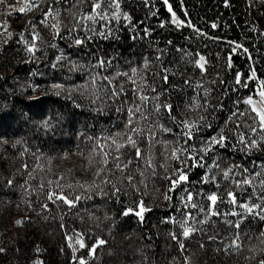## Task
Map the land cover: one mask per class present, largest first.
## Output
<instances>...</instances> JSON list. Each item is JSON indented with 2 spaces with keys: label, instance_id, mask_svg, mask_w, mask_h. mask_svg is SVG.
Here are the masks:
<instances>
[{
  "label": "trees",
  "instance_id": "obj_1",
  "mask_svg": "<svg viewBox=\"0 0 264 264\" xmlns=\"http://www.w3.org/2000/svg\"><path fill=\"white\" fill-rule=\"evenodd\" d=\"M59 2L61 35H73L76 29L83 28L79 14L91 12L92 2ZM169 3L180 18L191 21L200 33L189 27L176 30L169 23L160 27L162 22L171 18L163 0H122L121 9L132 17L131 24L137 29L136 33L128 22L121 20L117 25L113 21L109 27L119 29L116 33L118 39L102 38L98 34L99 29L92 39H88L92 33L81 32L78 37L85 40L83 45L69 43L64 38L50 43L56 47L50 45L47 48L44 47L47 43H43L40 47L42 51L38 49L35 53L38 59L31 60L29 54L16 43V33L0 48V248L5 249L0 252V264H36L37 261H42V264H76L67 237H77L81 232L85 234L86 243L94 242L91 237L106 241L104 245L97 246L94 256L88 255L87 249L76 255L78 258L83 256L87 264H185V257L188 258L187 264H258L264 259V235H261L264 222L251 217L241 225V231L246 235H242L239 249L232 245L234 229L223 223V216L211 217L206 224L197 225L204 231H197L187 239L181 237L185 248L179 249L176 241L169 236L170 231H179L178 226L164 221L170 216L179 218L180 212L171 205L185 212L189 208L180 204L182 193L179 191L169 193L173 197L171 201L163 199V194L168 191V181L161 167L164 156L160 143H154L153 147L155 176L146 167L143 157L138 163L130 165L125 173L134 177L132 184L140 187L139 192L131 186L125 187L128 182L123 180L117 184L122 188L117 200L109 191L111 186L101 184L105 176L114 181L120 179V173L112 168L111 160L108 167L112 168L114 175H110L107 168L99 176L96 175L97 169L104 166L100 163L101 157L91 151L94 141L87 138L123 131L127 118L126 111L117 113L118 105L105 95L107 88L112 87L107 85V81L97 78L95 87L92 85L91 73L102 71L91 67L96 63V57H115L113 67L104 73L114 75L117 68L128 71L129 61L133 66L141 67L144 58L155 60L156 56H160L164 67L178 73L169 74V82L183 88L174 91L170 98L178 120L196 117L201 110L186 108L185 105H193L195 101L192 98L197 94L203 97V89L207 87L212 89L211 103L214 105L222 99L226 106L224 111H217L219 118L214 127L224 126L228 109L233 108V101L238 96L251 93L235 83V72L249 73L251 65L256 68L257 76L264 79V0H183V5L180 0H169ZM77 21L81 25L69 32ZM144 28L153 31L145 35ZM133 35L137 36L135 40ZM168 40L172 41L171 45L166 43ZM230 42L248 48V53L240 47L233 53L231 48L236 45ZM56 48L68 51L72 48V51H66L68 59L83 67L69 71L72 65L66 61L53 69L51 65L56 59L51 56ZM157 49L165 51L161 53ZM197 52L204 55L207 61L203 72L187 62L190 57L185 53L195 55ZM230 55L233 63L228 68L226 60ZM186 79L187 84L184 83ZM213 80L217 83H211ZM220 80L224 83H219ZM157 83H160L158 78ZM245 83L253 90L257 86L256 81L245 79ZM53 84L64 86L61 95L55 94ZM125 87L130 88V85L125 84ZM225 91L228 92L227 97L223 96ZM98 108L103 110L98 112ZM148 108L151 109V104ZM211 112L210 108L209 118ZM49 119L53 127L44 129L42 121ZM247 119V116L241 118L239 131L251 135L243 125ZM162 122L173 127L174 132L180 131L166 117ZM248 123L252 121L248 120ZM144 126L147 128V125ZM227 129H235V125L230 123ZM226 134L235 138L236 132L226 130ZM165 139L174 140L175 136L157 130L155 141ZM146 145L147 141H142L144 156L147 155ZM108 150L112 156L116 155L114 146ZM221 153V168L243 163L251 169L254 166L250 161L259 164L264 160V153L261 152L246 155L229 148L222 149ZM90 155L91 163L88 159ZM137 168L144 171L143 176ZM206 171L194 169L190 174L193 182L190 187L199 188L196 181ZM10 179L12 183L9 185ZM142 180L143 184L140 183ZM49 181L52 183L49 184ZM220 182L219 194L226 198L224 187L231 182L224 181L222 177ZM57 184L70 197L86 192V187H81V184L100 185L109 194L102 196L93 189L90 198H81L69 208L59 200L53 202L47 199L48 192L60 191ZM70 184L71 188L68 187ZM236 191L239 196V189ZM250 192L251 189L244 195ZM140 198L149 209L144 213L142 223L134 214H121L122 208ZM44 204L48 207H42ZM219 210L221 213L228 212L230 206L226 202L219 203ZM192 213L198 219L203 218L202 213L195 210ZM22 218L24 223L18 225L16 221ZM229 219L234 220L235 217L230 216ZM212 235L217 239L208 240V236ZM202 242L204 247H201Z\"/></svg>",
  "mask_w": 264,
  "mask_h": 264
},
{
  "label": "snow or ice",
  "instance_id": "obj_2",
  "mask_svg": "<svg viewBox=\"0 0 264 264\" xmlns=\"http://www.w3.org/2000/svg\"><path fill=\"white\" fill-rule=\"evenodd\" d=\"M6 0H0V3H5ZM42 0H23V5L19 7V12L26 13L39 9ZM83 2V0H78ZM164 5L167 6V11L171 13L170 21L162 22L159 26L164 27L165 23H169L174 29L181 30L184 27L193 28L196 33H200V29L195 28L191 21H186L180 18L175 11H173L172 5L169 0H163ZM183 5V0H180ZM10 8L15 6L9 5ZM59 11L53 13V9L49 7L47 11L43 12L45 19H42L40 23L46 24L47 19L51 18L54 22L50 25L54 29L55 35H61V21L59 20ZM75 15V14H74ZM155 15V13H153ZM185 15L187 12L185 11ZM81 20L84 22L86 31L92 33L88 39H92L97 34V30L88 26L87 22L95 24L97 22H106L104 27L107 31H100L98 34L104 39L108 38H119L116 33L119 31L116 27H109L113 21L117 25L120 24L121 20L128 22V26L131 30L136 33L137 29L131 24L132 17L129 13L123 12L120 5V0H93L91 5L90 13H82ZM32 31V40L29 41L23 34H20V41L24 44V51L29 54V59H38L35 53L38 50L36 40L39 38V34L35 31V24L29 21ZM80 26V21H77L73 25L69 32ZM0 27L6 28V22L0 23ZM212 27H216L213 23ZM153 29L144 28L143 32L145 35H150ZM12 32H7V37L3 43L7 42V39L12 37ZM203 35H207L204 33ZM75 45H83L85 40L79 37H69ZM137 36L133 35L132 39H136ZM215 39V38H213ZM167 44L171 45L172 41L168 40ZM236 45V42H230ZM51 47H56L51 45ZM243 48L244 53H248V48L243 45H236L231 48V51L235 53L237 48ZM178 51L182 50L177 48ZM157 51L163 53L165 49H157ZM95 55V54H94ZM190 59L187 61L193 65L194 68H198L201 72L205 71V64L207 63L204 55L199 52L195 55L191 53H185ZM56 62L52 63L53 69L58 66H62V61H68L72 65L69 71H74L82 68V65H78L77 62L71 61L61 51L59 56H56ZM115 57H96V63L91 65L93 69H99L102 71H95L91 73L90 79L92 85L95 87L97 78L101 81H107V85L112 87L107 88L105 95L108 99H111L114 104H117L116 112L121 113L126 111L127 118L124 122V130L118 131L114 135L102 137H88L90 141H94L91 147L93 153L98 154L101 157L100 163L104 166L98 168L96 175L99 176L105 169H108L110 175H114L112 168L120 173V179L112 180L109 176H105L101 180V184L110 185V192L119 200V194L122 191L121 187L117 184L123 180L128 182L125 187H133L135 192L140 191L138 185H133L132 181L134 177L131 174L125 175L129 166L134 162L138 163L139 159L144 158V162L147 168L151 169V174L155 176L156 164L154 163L153 147L154 143H160L162 145V155L164 161L161 167L164 168L165 179L168 181V191L163 194L165 201H171L172 195L169 193H175L177 191L183 193L180 197V204L184 208L197 209L199 213L203 214L202 219H198L193 215L192 211H181L176 205H171L180 212L179 218L167 217L164 222H171L174 227L178 226L179 231H170L169 236L172 240H175L179 249L183 250L185 244L181 237L184 239L190 238L193 233L197 231H204L202 227L197 225H204L211 217L223 216V223L234 229V239L232 245L239 249L241 247V237L246 233L241 231L242 223L248 219H258L264 222V160L257 164L256 161H250L254 166L249 168L243 163H233L226 168H221L220 160L222 158V149H233L244 152L246 155H251L254 152L264 153V79L257 76V70L255 67L249 66V73H241L239 71L234 73L235 83L241 88H247L251 95H245L244 97H237L233 101V108L228 109V115L225 117L224 126L216 125L214 122L219 118L216 113L217 111H224L226 106L223 100L220 99L216 104L211 103V91L212 89L205 87L203 89V97L197 96L192 99L195 101L193 105H185L186 108H195L198 111L195 118L185 117L179 119L174 113V105L171 103V95L176 90H183L182 85L173 84L169 82V74L178 75V73L171 72L170 69L164 67L163 61L160 56H156L155 60H149L148 58L143 59L142 67L133 66L132 63L128 62V71L117 70L114 75H105L110 68L113 67V60ZM183 59V57H182ZM249 59L251 56L249 55ZM232 57L228 56L226 60V66L232 67ZM149 73L151 75L149 76ZM219 75V74H217ZM123 78L119 79L118 78ZM243 77V78H242ZM157 78L160 83H157ZM245 79L248 81H256L257 87L255 90L249 88V85L245 83ZM139 80V83H138ZM185 84L188 83L186 79ZM211 83H217L216 80ZM219 83H224L220 80ZM125 84H129L130 88L125 87ZM166 85V87H165ZM52 88L55 89L57 96L61 95L64 86L61 84H53ZM159 88V90H158ZM167 97V99H161V97ZM223 96L227 97L228 92H223ZM69 98L71 93L69 92ZM241 103L244 105L243 110L241 109ZM151 104V109L148 105ZM80 107V105H76ZM212 109L211 118H209V109ZM102 108L96 109V111H102ZM247 116V120L243 121L244 127L248 129L251 135L239 131L241 127V118ZM167 118L172 125H175L180 129L179 132H174L173 127L167 126L162 122V119ZM51 119V118H50ZM49 120L42 121L41 126L44 129L50 130L53 125ZM251 120L252 123H248ZM234 124L235 129H227L228 124ZM144 125H147L145 128ZM157 130L163 133H172L175 136L174 140H161L155 141ZM227 131H235V138L226 134ZM147 141V155L144 156L142 151V141ZM110 141V143H109ZM114 146L115 156L108 150ZM89 163L92 161V156H89ZM112 164V168H109V164ZM26 167V165H25ZM207 169L206 172L201 173L199 179L196 181L200 185L199 188L190 187L193 182L190 179V174L194 169ZM257 168L259 170H257ZM140 172V175H144V171L139 168L136 169ZM224 181H230L231 183L224 187L226 192V198L222 197L219 193L221 190L220 178ZM258 182V186H257ZM12 180L8 181L10 185ZM52 181H49L51 184ZM79 183V182H77ZM141 184L144 183L142 180ZM86 187V192L82 194L70 197L67 195L63 188L57 184L60 191H50L47 193V199L55 202L59 200L69 208L73 207L81 198H90V194L93 189L98 190L100 195H108V192L104 191L100 185H80ZM43 187V185L41 186ZM69 188L72 185H68ZM147 185H145V188ZM237 189H239V196L237 195ZM251 192L245 196L244 193ZM194 196H199L200 199H194ZM227 203L230 206V210L225 213H221L219 210V203ZM42 207L47 208L48 205L44 204ZM149 209L146 207L144 200H133L132 204L122 208L121 214L123 216H129L134 214L138 217L139 222L144 221V213ZM235 217V219H229V217ZM18 225L24 223V219L17 220ZM63 227V225H61ZM264 235V232H261ZM69 241L73 237H68ZM94 242L89 244L86 243L85 234L79 233L76 237V243L81 249H87V254L94 256L96 248L99 245H104L106 241L100 237H91ZM151 239V237H149ZM217 236H208V240H215ZM69 247H72L69 244ZM201 247H204L203 242ZM5 249L0 248V252ZM73 256L72 259H79V264H87L83 256L76 257V248H72ZM188 258L185 257V264H187ZM36 264H42V261H37ZM258 264H264V259L259 260Z\"/></svg>",
  "mask_w": 264,
  "mask_h": 264
},
{
  "label": "rangeland",
  "instance_id": "obj_3",
  "mask_svg": "<svg viewBox=\"0 0 264 264\" xmlns=\"http://www.w3.org/2000/svg\"><path fill=\"white\" fill-rule=\"evenodd\" d=\"M60 0H42V2L40 3L39 9H36L34 11H29L26 13H21L19 12V7L23 5V0H6L5 3H0V23L6 22V28L5 27H0V48L5 44L3 43V41L6 39L7 37V32H12V34L16 33L17 35V42L19 46H21L20 48L24 49V44L22 41H20V34L23 32L24 36L31 41L32 40V27L31 25H29V21H32V24H35V31L39 34V38L36 40V43L38 45V49L39 51H42L40 49V47H42V44L44 43V45H46L45 43H47V46L44 47H49L51 44L50 43H55L57 40H61V39H65L66 41H68L69 43H73L74 42L69 38L71 37H78L80 35L81 32L83 33H87L86 29L84 28L83 24L81 25L80 30L74 31V34L72 35H60V36H56L54 29H52L50 27V25L54 22L51 18L47 19V23L46 24H42L40 23V21L42 19H45V17L43 16V12L47 11V9L49 7H51L53 9V13H55L58 10L59 7V2ZM91 2H93V0H90ZM122 0H120L121 2ZM9 5L11 6H15V8H10L8 7ZM167 7V6H166ZM85 13H90V12H85ZM82 13H80L79 15L81 16ZM81 19V18H80ZM106 22H97L95 24H92L90 21L87 22L88 26L97 30L99 29L100 31H103L105 29H107L106 27H104V24ZM109 26V25H108ZM66 37V38H65ZM9 39H7L8 41ZM74 47V45H71ZM61 51L64 52V54L68 57V54H66V51L68 50H63L61 48H56L55 50L52 51V58H56V56H59ZM69 51H72V48H69ZM68 51V52H69ZM24 52V50H23ZM67 52V53H68ZM42 55L44 53H41ZM42 58V57H40ZM43 59V58H42ZM66 61H62L61 63H65ZM142 67V66H141ZM118 70L115 69V72ZM119 71H123L122 69H119ZM118 79H122L118 78ZM139 83V81H138ZM257 87V86H256ZM255 87V88H256ZM253 94V92H251L249 95ZM183 195V193H182ZM194 199L199 200L200 197L199 196H194ZM189 210H195L196 212H198L197 209H191L189 207ZM68 237H73V239L71 241H69ZM67 237V242H68V246L69 244L72 245V247H69L72 256H73V251L72 248L75 247L76 248V252L75 255H77L80 251H82L83 249L79 248V245L76 243V237L74 236H68ZM76 264L77 263V259L75 260Z\"/></svg>",
  "mask_w": 264,
  "mask_h": 264
}]
</instances>
